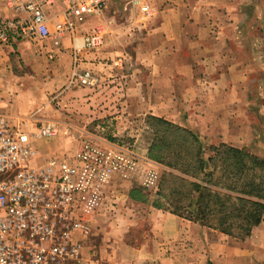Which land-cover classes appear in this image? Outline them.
Instances as JSON below:
<instances>
[{"label":"crops","instance_id":"crops-1","mask_svg":"<svg viewBox=\"0 0 264 264\" xmlns=\"http://www.w3.org/2000/svg\"><path fill=\"white\" fill-rule=\"evenodd\" d=\"M163 2L149 41L136 49L139 112L209 139L210 144L202 140L205 150L226 144L256 154L257 141H264V0ZM24 41L31 42H19ZM70 41L64 39L53 64L62 82L56 84V75L44 83L51 92L71 83ZM10 48L0 47V59ZM76 71H82L81 62ZM8 83L0 64L3 111L24 117L23 107L2 95ZM258 156L264 159V153ZM92 224L84 264H264V220L244 241H235L169 205L142 200L131 189L112 186Z\"/></svg>","mask_w":264,"mask_h":264},{"label":"rangeland","instance_id":"rangeland-1","mask_svg":"<svg viewBox=\"0 0 264 264\" xmlns=\"http://www.w3.org/2000/svg\"><path fill=\"white\" fill-rule=\"evenodd\" d=\"M163 1L165 0H141L143 3H150L155 11V8L158 9L155 18H146L141 13L140 4L134 0H107L102 14L91 17L83 25L80 34L84 35L96 26L102 27L105 33L104 46L100 52L95 54L83 51L80 56L81 70L91 71L97 79L93 84L75 81L66 83L53 92L48 87L46 89L44 83L48 79H55L57 75L58 84L64 78L59 77L61 73L53 65L60 54L50 58L46 47L42 48L33 42H17L2 54L0 64L9 82L7 91L2 95L11 104L23 107L24 117L21 118L27 122L29 130L36 132L43 125L51 128L50 135L33 139L37 151L36 163L41 164L51 158H68L85 142H108L122 147L127 156L139 163L138 169L131 173L133 176H117L112 186L127 191L131 189L138 198L155 201L157 204L171 206L174 203H187L189 194L186 193H189L190 188L168 175L170 172L180 174L168 164H177L198 174L200 169L195 166L198 160V142L192 135L185 136L167 123L139 112L140 105L134 99L136 49L141 43L149 41L152 28L158 24V17L164 12L166 3ZM9 15L5 0H0V17ZM263 138L264 136L260 139L264 140ZM203 141L211 143L209 139ZM263 143L264 141H257L256 147L259 149L256 156L264 153L261 150ZM209 153L208 150L201 155L206 160L205 169H212V163L220 169L223 161L212 150V162L208 161ZM152 174L156 175V181L148 184L146 180ZM188 178L196 181L193 177ZM217 179H220V174L216 171L214 180L219 181ZM225 203L227 205L229 201L226 200ZM207 204L212 210L209 214L211 218L203 223L209 227V224H216L221 216L217 212L219 204L215 201H208ZM231 223L235 231L241 230L237 226L240 223L238 220ZM92 232L93 229L87 235H79L83 244ZM216 233L215 231L214 234ZM226 235L231 240L234 239L231 235ZM246 238L247 236H240L235 241L242 242ZM71 264L84 262L81 258Z\"/></svg>","mask_w":264,"mask_h":264},{"label":"built area","instance_id":"built-area-1","mask_svg":"<svg viewBox=\"0 0 264 264\" xmlns=\"http://www.w3.org/2000/svg\"><path fill=\"white\" fill-rule=\"evenodd\" d=\"M141 13L150 18L148 2ZM107 0H5L10 15L0 17V47L29 40L46 47L53 58L70 38L71 83L93 84L91 71H76L82 51L98 53L104 46L102 27L80 28L102 14ZM144 4V5H143ZM51 134L49 125L30 131L24 119L3 111L0 100V264H71L82 258L79 235L91 232L90 218L106 202L117 176L130 177L139 163L117 145L85 142L72 156L35 162V137ZM147 179V178H146ZM156 181L152 174L146 182Z\"/></svg>","mask_w":264,"mask_h":264},{"label":"trees","instance_id":"trees-1","mask_svg":"<svg viewBox=\"0 0 264 264\" xmlns=\"http://www.w3.org/2000/svg\"><path fill=\"white\" fill-rule=\"evenodd\" d=\"M154 118L167 123L185 136L192 135L198 142V154H196L198 160L195 165L200 169L198 174L188 168L183 169L177 164H168L180 173L170 172L168 175L190 188L189 193H186L189 194L187 203L184 205L174 203L171 207L179 214L186 217L190 215L189 219L203 223L211 218L209 214L212 213V210L207 204L208 201H215L220 205L217 212L221 217L216 221V224L208 226L219 229L234 238L250 236L253 228L264 220V159L246 149L223 144L219 147L209 148L210 153L212 150L216 157L223 161V166L217 169L212 163L213 168L207 170L205 169L206 160L201 155L202 152L206 153L208 150L204 149L203 141L196 134L165 121V119ZM210 156L207 160L212 162ZM216 171L220 174V179H217L219 181L214 180ZM188 177H193L196 181H192ZM226 200L229 201L227 205ZM187 214L189 215L187 216ZM230 220L231 222L238 220L240 223L237 226L241 230L235 231ZM203 224L206 225V223Z\"/></svg>","mask_w":264,"mask_h":264}]
</instances>
